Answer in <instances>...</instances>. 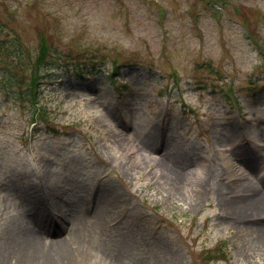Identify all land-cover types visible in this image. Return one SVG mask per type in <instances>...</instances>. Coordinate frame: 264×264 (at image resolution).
<instances>
[{"label":"rangeland","instance_id":"1","mask_svg":"<svg viewBox=\"0 0 264 264\" xmlns=\"http://www.w3.org/2000/svg\"><path fill=\"white\" fill-rule=\"evenodd\" d=\"M0 37L59 65L43 115L0 95V264H264V0H0Z\"/></svg>","mask_w":264,"mask_h":264},{"label":"trees","instance_id":"2","mask_svg":"<svg viewBox=\"0 0 264 264\" xmlns=\"http://www.w3.org/2000/svg\"><path fill=\"white\" fill-rule=\"evenodd\" d=\"M16 44H18L16 38L0 37V95L4 96V100L29 101L33 106L31 112L35 116L43 115L44 110L38 99L39 79L43 76L49 77V73L46 72L45 75L42 73L44 70L54 68V66L57 68L59 65L52 58L54 57L53 52L44 41H41L35 58L28 61H26V53L23 54L22 50L14 52ZM78 69V74L81 76L86 73L87 66H78ZM92 69L94 70V65L90 68ZM114 75L115 71L109 73V77L112 78L111 82L116 79Z\"/></svg>","mask_w":264,"mask_h":264},{"label":"bare ground","instance_id":"3","mask_svg":"<svg viewBox=\"0 0 264 264\" xmlns=\"http://www.w3.org/2000/svg\"><path fill=\"white\" fill-rule=\"evenodd\" d=\"M169 172H171L173 178H175V179L177 178L178 174L174 170L170 169ZM258 198H259L258 196L250 197V199L247 202L244 209H246V211L247 210L250 211V210L255 209L258 205L257 204L259 201ZM110 203L108 202V200H105L104 202L101 203V204H103L101 209L95 208V209H93L92 213L94 215H99V211L102 210L103 208H106L107 206H109ZM54 207L56 208L55 205H54ZM42 208L43 207L40 206V204H36L35 206H33V211L35 214L40 215V216L49 215V214H46L47 211L43 210ZM56 213L58 215H62L61 212H59V211H57ZM53 215H55V214H53ZM39 219H40V217H39ZM69 226H71V224H69ZM259 232L261 235H263V238H264V227ZM16 238L18 240V244L16 246L13 244V247L15 248L17 253L19 251L21 252L22 249H26L25 251H27L28 255H30V258H34L36 260L38 259V261H40L41 264H69L67 256L63 253H60L56 259L51 257V258H49V260H47L45 258V256L42 254L44 252V249H43L44 247H42V246L40 247V242L38 241V237L36 235H33L31 233H27L26 231H20L19 234H16ZM59 241L60 240L56 241L57 248H61L63 246V243H60ZM8 248H11V247H8ZM6 252H7V256L14 253L10 249L7 250Z\"/></svg>","mask_w":264,"mask_h":264}]
</instances>
